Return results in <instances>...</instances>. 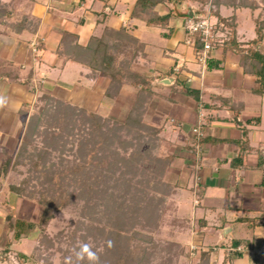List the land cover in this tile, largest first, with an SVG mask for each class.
<instances>
[{
	"label": "crops",
	"instance_id": "crops-1",
	"mask_svg": "<svg viewBox=\"0 0 264 264\" xmlns=\"http://www.w3.org/2000/svg\"><path fill=\"white\" fill-rule=\"evenodd\" d=\"M15 2L17 15L38 23L34 33L0 23V95L7 98L0 109V259L34 233L17 240L12 223L37 222L30 217L39 206L20 199L7 180L38 99L49 93L83 111L125 120L141 87L124 85L112 98L110 79L95 76L86 64L88 48L101 53L134 40L143 48L135 70L153 79L144 122L158 132V156L168 164L164 180L178 226L164 236L176 235L184 248L179 264L202 253H211L212 264H264V97L256 78L240 66L230 31L217 32L212 52L201 61L203 47L187 32L183 16L191 10L194 18L208 4H160L153 13L168 22L149 26L136 0H0L7 7ZM247 11H234L225 0L218 16L210 14L216 27L218 17L235 18L241 48L255 40L241 30Z\"/></svg>",
	"mask_w": 264,
	"mask_h": 264
},
{
	"label": "trees",
	"instance_id": "trees-1",
	"mask_svg": "<svg viewBox=\"0 0 264 264\" xmlns=\"http://www.w3.org/2000/svg\"><path fill=\"white\" fill-rule=\"evenodd\" d=\"M185 1L136 0L135 9L148 16L149 26L160 23L165 25L168 17L159 18L153 13L154 8L160 4H180ZM195 1L201 2L203 6L209 3V0ZM231 1L234 11L250 10L255 13L260 10L264 13V0ZM223 3L225 0H212L214 8L210 13L218 16L219 7ZM199 12L204 14L201 9ZM218 18L216 34L220 30L231 32L228 35L229 43L236 47L240 54V66L246 74L256 78L259 84L257 93L264 97V19H255L257 38L241 48L235 40V18ZM34 20L29 16L17 15L7 5L0 3V23H5L14 30L27 28L34 33L38 23L34 24ZM74 40L76 42V37ZM132 43L136 41L128 42L130 46L125 48L121 45L126 44L119 42L111 50L105 49L101 53L99 47L96 49L98 53L90 47V57L86 64L95 76L110 79L107 95L112 98L118 95L124 85L141 87L137 100L125 120L114 121L97 113L83 111L49 93L41 95L38 99V106L43 103L45 105L30 118L22 145L13 161V165L32 163L31 173L40 175L44 183L42 190L29 192L32 180H26L22 190L23 197L36 202L42 208L39 221L12 223V226L19 230L15 234L17 240L23 233L29 235L40 231L39 246L35 248V252L29 257L21 255L26 261L47 264L41 259L42 256L46 257L53 244L52 240L48 241L45 247L47 228L55 219L54 213L81 197L80 193L88 196L89 202L86 206L90 209L92 206L102 207L105 199L108 203L104 212L107 217L106 225L99 226L97 230L95 228V231L90 229L88 232V236L91 234L97 245L100 242L99 245L102 246L103 250L99 253L101 264H179L184 257V248L175 242L176 235L171 233L164 236L167 228L177 230L178 221L173 216L174 211H171L174 208L173 203H167L165 197L152 198L149 195V192H161L171 196L172 191L170 185L164 181L168 164L158 156V132L144 122L146 105L153 96V79H148L135 70V63L142 55L143 48L137 43ZM43 125L45 127L41 129ZM33 134L41 135L46 143H59L65 147L68 145L71 150L76 147L75 161L70 164L61 159L60 164L56 165H59V169L56 166V169H45L42 167L41 158L40 162L34 163V159L40 156L34 157L30 152L29 145L32 144ZM64 137L68 138L66 142ZM261 163L263 166L264 160ZM171 217L173 218L170 224ZM109 240L113 242L111 248L107 247ZM240 244L235 241V248ZM187 259L189 264H212L211 253H202L196 261H193L190 255ZM226 261L228 262V259ZM83 264H87V261Z\"/></svg>",
	"mask_w": 264,
	"mask_h": 264
},
{
	"label": "rangeland",
	"instance_id": "rangeland-1",
	"mask_svg": "<svg viewBox=\"0 0 264 264\" xmlns=\"http://www.w3.org/2000/svg\"><path fill=\"white\" fill-rule=\"evenodd\" d=\"M15 5L16 2L11 4L9 8L13 9L15 12ZM205 8V7H204ZM212 9L211 7H207L206 11H209ZM210 12V11H209ZM16 13V12H15ZM17 14V13H16ZM19 14V13H18ZM255 14V15H254ZM254 17L256 18H263L264 19V13H262L260 10L253 13ZM24 16V15H23ZM241 19L243 20V25L241 30L245 33L247 32L250 34V36L254 39L257 38L256 33V25L253 22L252 19V13L250 11L242 12L241 13ZM216 20L214 19V23ZM45 103L36 104L35 111L33 114L39 112V108L43 107ZM48 111V110H46ZM45 113V112H44ZM45 125L41 129H44ZM34 129V128H33ZM43 131V130H42ZM45 131V130H44ZM64 141L66 142L68 138L64 137ZM45 139L41 135L33 134V141L31 142L29 148L30 152L35 156H40L39 158L34 159V163L40 162L41 159H45V161L42 162V167H45V169H59V162L61 159L68 161L70 164L75 161L76 158V147L71 150L70 146H62L57 144H50V142H45ZM75 156V157H74ZM56 166V168H55ZM13 175L7 180V184L15 188L16 191H14L20 199H25L26 201H29V199L22 196V190L25 188V181L26 180H32V184L29 187V192L37 189L42 190L44 183L40 179V175L31 173L32 169V163L25 162L21 165L16 164L13 165ZM31 178V179H30ZM165 181V180H164ZM43 183V184H42ZM153 188V187H152ZM68 190V189H67ZM73 191V188L70 189ZM81 197L76 198L75 200H72L70 204L67 205L66 208H63V210L56 211L54 213L55 219L50 224V226L47 228L46 233V240L47 242H44L45 247L48 245V241H53L52 247H50V252L46 254V257H43L41 259H44V262L47 264H64V260L66 257L72 256L73 260L75 259L73 249L78 247L79 242H92L95 245L96 250H100L102 246H100V242L97 245V242L92 239V237L89 235L88 232L95 231L98 229L99 226H105L107 222V217L104 216L105 209H107V201L106 199L102 202V207H93L90 209L86 206L88 204L89 199L86 194L80 193ZM149 195L153 197H162L164 198L167 203H169V199L171 196L164 195L161 192H149ZM168 198V199H167ZM38 200V196L36 197ZM34 202V201H32ZM36 203V202H34ZM99 204V203H98ZM37 214L32 215L30 219H34V221H39L42 208L39 206L37 207ZM171 211H175V207L171 209ZM27 215V213H26ZM27 218V216H26ZM112 216L110 217V219ZM168 222V221H167ZM89 227V230H88ZM109 229V228H108ZM246 234V232H241V235ZM39 237H40V231H34L33 235L30 236L28 239H23L20 242H16L13 246L10 247V254L8 257H5V255L2 256L0 259V263L2 264H34L32 261L29 260L26 261L24 259L19 258V254H26L27 257L31 256L35 252V248L39 246ZM103 242H101V245ZM97 246V247H96ZM66 250V251H65ZM194 250V248H193ZM2 253V252H1ZM64 253H67L68 255H64ZM100 253V251H99ZM38 254H41V252H38ZM38 254L36 257H38ZM44 255V254H43ZM33 257V256H32ZM192 257V256H190ZM193 258V257H192ZM7 259V260H6ZM33 259V258H32Z\"/></svg>",
	"mask_w": 264,
	"mask_h": 264
},
{
	"label": "built area",
	"instance_id": "built-area-1",
	"mask_svg": "<svg viewBox=\"0 0 264 264\" xmlns=\"http://www.w3.org/2000/svg\"><path fill=\"white\" fill-rule=\"evenodd\" d=\"M212 5V0H209L208 7ZM198 11V10H197ZM211 12V9L209 10ZM204 11L194 16L192 20L187 23V32L190 35L197 36L203 45V54L201 61L207 59V55L212 52L216 40V23L211 20L210 12ZM194 134L201 135L199 129H194Z\"/></svg>",
	"mask_w": 264,
	"mask_h": 264
},
{
	"label": "clouds",
	"instance_id": "clouds-1",
	"mask_svg": "<svg viewBox=\"0 0 264 264\" xmlns=\"http://www.w3.org/2000/svg\"><path fill=\"white\" fill-rule=\"evenodd\" d=\"M7 104V98L0 95V109H3ZM113 246L112 241H107V247ZM101 248L99 251H102ZM99 251L96 250L95 245L92 242H79L78 247L73 249L74 257H66L64 264H83L87 261V264H101Z\"/></svg>",
	"mask_w": 264,
	"mask_h": 264
},
{
	"label": "water",
	"instance_id": "water-1",
	"mask_svg": "<svg viewBox=\"0 0 264 264\" xmlns=\"http://www.w3.org/2000/svg\"><path fill=\"white\" fill-rule=\"evenodd\" d=\"M183 17H184V19H186V20H192V19H193V13H192V11L189 10L188 13L185 14Z\"/></svg>",
	"mask_w": 264,
	"mask_h": 264
}]
</instances>
